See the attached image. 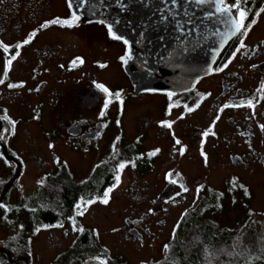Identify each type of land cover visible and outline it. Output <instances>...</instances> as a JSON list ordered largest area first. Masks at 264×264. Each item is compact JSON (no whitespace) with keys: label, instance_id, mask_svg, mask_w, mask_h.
Returning a JSON list of instances; mask_svg holds the SVG:
<instances>
[{"label":"flooded vegetation","instance_id":"flooded-vegetation-1","mask_svg":"<svg viewBox=\"0 0 264 264\" xmlns=\"http://www.w3.org/2000/svg\"><path fill=\"white\" fill-rule=\"evenodd\" d=\"M220 8L237 32L210 72L154 93L67 0H0V264H150L173 221L264 181V0Z\"/></svg>","mask_w":264,"mask_h":264},{"label":"water","instance_id":"water-1","mask_svg":"<svg viewBox=\"0 0 264 264\" xmlns=\"http://www.w3.org/2000/svg\"><path fill=\"white\" fill-rule=\"evenodd\" d=\"M84 22L103 24L126 46L135 92L179 93L206 76L237 32L221 0H67ZM4 62L0 58V80ZM90 264V263H89Z\"/></svg>","mask_w":264,"mask_h":264},{"label":"trees","instance_id":"trees-1","mask_svg":"<svg viewBox=\"0 0 264 264\" xmlns=\"http://www.w3.org/2000/svg\"><path fill=\"white\" fill-rule=\"evenodd\" d=\"M159 264H264V218L260 231L219 227L195 212L177 227Z\"/></svg>","mask_w":264,"mask_h":264},{"label":"rangeland","instance_id":"rangeland-1","mask_svg":"<svg viewBox=\"0 0 264 264\" xmlns=\"http://www.w3.org/2000/svg\"><path fill=\"white\" fill-rule=\"evenodd\" d=\"M226 1L229 5H232L233 0ZM212 181L215 186L219 185V176H213ZM216 187V190L218 189V191L221 193H224L227 190L225 188H222V186ZM188 204L180 208L181 210L178 209V211H184V209L187 208ZM219 204L221 206L220 212L211 209L209 212L202 214V218L210 219L214 222L216 221L219 227H226L228 229L238 228L239 231H244L249 227H253L255 231L259 232L260 222L264 218V181L254 183L250 190V197L246 201L244 200V198H241L239 196L225 193L224 199H220ZM173 222V228L176 230V226H178L179 221L175 220ZM169 244L170 241L168 245ZM167 248L168 247H166V251H162L161 253L156 252V250L152 254L148 253L147 251L144 252L141 257L142 261L147 263L149 262L150 264L161 263L166 257ZM133 260L137 263L139 259L133 258Z\"/></svg>","mask_w":264,"mask_h":264}]
</instances>
